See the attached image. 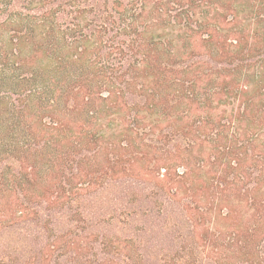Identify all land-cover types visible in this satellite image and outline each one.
<instances>
[{"label": "trees", "instance_id": "1", "mask_svg": "<svg viewBox=\"0 0 264 264\" xmlns=\"http://www.w3.org/2000/svg\"><path fill=\"white\" fill-rule=\"evenodd\" d=\"M260 133L264 0H0V264H264Z\"/></svg>", "mask_w": 264, "mask_h": 264}, {"label": "rangeland", "instance_id": "2", "mask_svg": "<svg viewBox=\"0 0 264 264\" xmlns=\"http://www.w3.org/2000/svg\"><path fill=\"white\" fill-rule=\"evenodd\" d=\"M244 14L248 17L249 16V12L245 11ZM245 16V17H246ZM249 19H252V18H249ZM248 22V20H246V23ZM258 61H260V59H258ZM259 69V66L257 65H254V67L252 68L251 72H250V75L252 73H256V71ZM218 113V111H216ZM256 144H251L250 146V149H251V152L245 157L244 161H243V166H242V169H244L245 171V174L247 176V179H245V185H247V183H250L251 181H253L254 179H256V177H258L261 173H264V136H263V133H260V136L259 138L257 139V141L255 142ZM207 156H205V158L203 159L206 164H207ZM218 157H222V160L218 163L219 165H216L220 170L221 168V165L223 164L224 166L226 165L225 162L229 161L230 159L229 158H226V156H223L221 154H219ZM258 159V161L254 162L255 159ZM225 160V161H224ZM182 164H179L178 165V168L177 170H179L180 172L182 171H186L185 170V166H180ZM210 166V165H208ZM225 169V167H224ZM232 172V170H230L229 168H227L226 170V174H230ZM264 178V176H263ZM260 188H259V193H262V191L264 190V185L263 184H260L259 185Z\"/></svg>", "mask_w": 264, "mask_h": 264}]
</instances>
